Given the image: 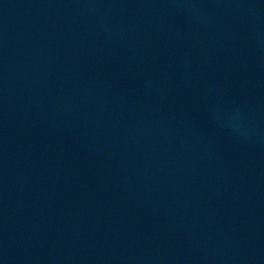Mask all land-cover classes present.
<instances>
[{
  "label": "water",
  "instance_id": "obj_1",
  "mask_svg": "<svg viewBox=\"0 0 264 264\" xmlns=\"http://www.w3.org/2000/svg\"><path fill=\"white\" fill-rule=\"evenodd\" d=\"M0 264H264V0H0Z\"/></svg>",
  "mask_w": 264,
  "mask_h": 264
}]
</instances>
